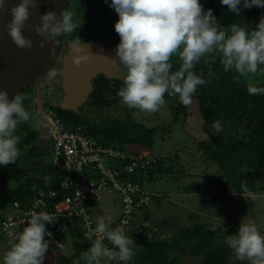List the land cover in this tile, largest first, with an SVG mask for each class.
<instances>
[{
	"label": "clouds",
	"instance_id": "obj_1",
	"mask_svg": "<svg viewBox=\"0 0 264 264\" xmlns=\"http://www.w3.org/2000/svg\"><path fill=\"white\" fill-rule=\"evenodd\" d=\"M242 2L246 9L264 8V0H220L236 15ZM6 4L7 0H0V13L10 12L12 16L7 24L9 36L18 48L31 49L33 41L23 35L22 29L30 9H36V0H20L11 8ZM110 7L119 17L114 28L120 42L114 51L126 71L117 95L130 109L156 113L165 104V94L178 96L185 107L190 106L197 88L207 82L194 71L202 59L205 64L215 63L218 56L225 72L234 70L238 74L233 78L237 84L241 83L240 78L247 82L250 76L264 75V16L255 29L235 23L225 29L217 23L212 9L204 10L200 0H111ZM74 16V10H63L59 16L48 11L40 14L39 24L30 27L38 36L56 43L57 36L71 34L81 26L82 20L76 23ZM83 45L79 38L72 41L73 51L77 53L72 62L76 67L88 60L87 54L80 55ZM174 56L181 62L175 71L171 63ZM47 75L54 78L57 72L50 70ZM247 92L264 95V87L247 82ZM24 99L20 94L9 99L8 92L0 90V165L15 164L20 155L17 147L20 138L15 132L20 124L32 119L23 106ZM213 128L222 131L221 122H214ZM241 187L252 196L246 182ZM56 219L49 212L34 213L27 226L15 235L3 256V264H44L50 247V240L45 237H51L46 224ZM111 224V220L97 217L95 231L99 238L81 253L84 264H102L105 259L129 264L132 260L135 241L122 228H113ZM104 240L118 251L110 250ZM225 243L239 261L264 264V235L254 220L241 222L237 233L227 235Z\"/></svg>",
	"mask_w": 264,
	"mask_h": 264
},
{
	"label": "trees",
	"instance_id": "obj_2",
	"mask_svg": "<svg viewBox=\"0 0 264 264\" xmlns=\"http://www.w3.org/2000/svg\"><path fill=\"white\" fill-rule=\"evenodd\" d=\"M91 1L96 2L100 7L103 13L102 18H99L100 24L105 26H90V38L96 42L109 38L120 42V37L114 28L119 17L110 7L111 0ZM200 3L205 11L212 9L217 23L225 29L234 23L241 26L251 25L252 29H255L260 18L264 16V8L254 6L246 9L243 7V2L240 5L239 15L229 11L227 6L220 3V0H200ZM171 63L175 71L181 62L178 56H174ZM194 71L198 75L202 74L207 82L197 88L190 106L185 107L178 96L165 94L164 99H176V103L171 106L175 121L193 115L199 119V124L201 123L212 133L210 139L199 142L194 140L192 143H197L201 155L207 158L206 160L216 163L222 170L223 175L216 183L218 189L228 195L247 194L241 187L242 183L246 182L249 191L254 195L257 192L254 184L264 177V95H249L247 82L257 87H264V75L250 76L247 82L244 78H240L241 83L237 84L233 78L238 74L234 70L225 72L218 56L215 63L205 64L202 59L195 66ZM210 71L212 75H209ZM102 89L108 91L106 92L107 99L101 96ZM109 90H111L109 87L97 86L95 98L107 103L119 99L117 94ZM61 120L67 129L76 131L71 124V119L61 116ZM216 121L221 122L222 131L220 132L213 128ZM157 132L158 129H150L130 121L121 124L113 123V127L103 132L83 131L84 134L96 137L103 144L116 145L122 150L132 145L152 148ZM153 158L156 162L148 168V174L141 177L134 176L133 180L143 182L145 177L154 179L165 172L163 159ZM245 168L248 171L244 172ZM167 170L170 171L169 168ZM47 174L52 176V181L49 186L44 187L46 191L58 187L63 180V175L55 168L53 170L50 167ZM0 175L5 176L6 179L20 181L23 180L25 172L18 165L11 164L9 167L4 166ZM31 178L29 177L21 184L17 194V201H20L22 205L29 204L37 196L38 191L33 190L35 182ZM209 182L213 184V181ZM170 222L163 221L162 223L167 226ZM160 225L159 223L155 225V231L151 236L138 235L135 237V243L132 245L134 255L129 264H182L181 258L185 256L197 259L195 264L230 263L231 249L225 243V235L220 236L218 242L214 239L217 233L225 234V229L212 231L205 224L194 223L189 227H175L172 236L167 237L160 231ZM82 231L77 223L71 228L69 236L72 242V254L70 256L59 255L56 264H84V261L80 259L81 253L91 246L82 242ZM173 253L176 254L173 255Z\"/></svg>",
	"mask_w": 264,
	"mask_h": 264
},
{
	"label": "rangeland",
	"instance_id": "obj_3",
	"mask_svg": "<svg viewBox=\"0 0 264 264\" xmlns=\"http://www.w3.org/2000/svg\"><path fill=\"white\" fill-rule=\"evenodd\" d=\"M78 3V1L74 2L69 8H75ZM100 15L97 12L96 15L86 12L80 17V21L85 24L98 23ZM58 89L61 92V86ZM175 103V100H165V104L156 113H146L136 109L129 115L138 124L150 129H158V132L152 148L143 145H132L127 148L138 150L145 158L156 157L165 162L164 173L154 179L148 177L143 179L144 189L155 197L147 208L135 214L136 225L145 220L147 226L155 230V225L159 223L160 231L170 237L175 227H189L194 223H201L212 231L226 230L225 234L215 235V242H218L222 235H225L226 240L227 235L236 234L241 222L254 220L258 230L264 235V177L254 184L257 192L251 197L248 194L228 195L221 192L216 183L223 175L222 170L216 163L206 160L207 158L201 155L197 143H192L194 140L197 142L208 140L212 133L201 123L199 124V119L193 115L175 121L171 112V106ZM121 104L124 109L125 105L122 102ZM112 114L121 122L130 119L127 111H115ZM113 122L116 124L115 120ZM24 124L28 125V123ZM22 128L18 126L15 133L23 135L26 131ZM168 168L170 171L167 170ZM210 180L213 184L209 182ZM120 206V198L117 195H106L96 207V215L105 220L116 221L121 213ZM99 212L103 215L101 216ZM163 221L171 222L166 226ZM7 240L5 238L0 241V262L8 251ZM69 245L66 252L68 256L72 254V245ZM181 259L182 264H195L198 261L189 256ZM229 264H249V262L239 261L231 250Z\"/></svg>",
	"mask_w": 264,
	"mask_h": 264
},
{
	"label": "built area",
	"instance_id": "obj_4",
	"mask_svg": "<svg viewBox=\"0 0 264 264\" xmlns=\"http://www.w3.org/2000/svg\"><path fill=\"white\" fill-rule=\"evenodd\" d=\"M155 162V158H145L138 150L108 146L94 136L71 131L60 122L53 138L52 165L63 175L62 182L54 189L38 193L29 204L20 205L6 214L0 220V241L7 238L9 250L15 235L27 226L34 213L49 212L57 219L46 224L51 237H45L50 240V247L44 264H56L58 256L65 255L69 244L72 245L69 232L76 223L83 230V243L91 246L99 238L95 231L96 207L106 195L120 198L121 213L111 227L122 228L133 240L138 235L152 234L155 230L147 226L145 220L136 225L135 214L148 207L154 195L144 189L141 181L132 177L148 174V168ZM103 242L110 250L118 251L107 240ZM102 264L121 262L105 259Z\"/></svg>",
	"mask_w": 264,
	"mask_h": 264
},
{
	"label": "flooded vegetation",
	"instance_id": "obj_5",
	"mask_svg": "<svg viewBox=\"0 0 264 264\" xmlns=\"http://www.w3.org/2000/svg\"><path fill=\"white\" fill-rule=\"evenodd\" d=\"M77 1L79 3L75 8L72 7L70 9L69 5L64 9L75 11L74 22L80 23V17L86 12L89 14L95 13V15L96 12L100 13L101 15L98 16V19L102 18L103 13L96 2H92L91 0H76V2ZM100 22V19L98 23L85 24V22H82L81 26L73 33L62 35L60 51L54 64L50 68L51 71L57 72V76L49 78L46 74L39 85L33 84L17 93L25 97L23 106L25 110L32 114V119L27 122L28 125L24 123L19 125L21 128L23 127L22 129L26 132H24L23 135L15 133V135L20 138L17 145L20 155L13 165H18L20 169H23L25 172L24 177L26 176V178L24 179L23 177V180L15 181L14 179H6L5 176L0 175V220L6 214L12 212L16 207L22 205L20 201H17V194L20 191L21 184L24 183L25 180H28L29 177H32L31 179L35 182L33 190H37L38 193L46 192L44 187L51 184L52 176L47 174V170L50 167L54 170L52 165L53 138L58 132L59 123L62 122L61 116L71 119V124L75 127L76 131L103 132L109 127H113L114 120L116 124L123 123L115 118L112 114L113 112L127 111L129 116L130 112L136 110L130 109L126 105L124 109H122L120 98L112 103L102 102L101 99L97 100V98H95L97 86L109 87V89H111L109 90L110 92L117 94L119 89L123 87V79L121 78H109L104 74L98 76L94 80L95 89L93 93L78 105L76 110L68 109V105L63 100L62 88L61 92H59V89L57 90L58 87L62 86L59 72L63 67V56L67 53L68 44H71L73 40L79 38L84 44L89 42L103 44L105 47L113 50L119 44L118 41L112 38L98 42L90 38V26H103L104 24H100ZM244 27L250 30L252 29L251 25H245ZM117 60V65L123 69V66ZM102 91L103 93H101V96L107 99L106 92L108 91L104 89H102ZM46 96L48 97L47 100ZM129 117L131 123H137L135 120H132L131 116ZM10 165L11 164H9L8 167ZM3 169L4 166L0 165V173Z\"/></svg>",
	"mask_w": 264,
	"mask_h": 264
},
{
	"label": "water",
	"instance_id": "obj_6",
	"mask_svg": "<svg viewBox=\"0 0 264 264\" xmlns=\"http://www.w3.org/2000/svg\"><path fill=\"white\" fill-rule=\"evenodd\" d=\"M19 2L20 0H7L6 6L11 8ZM74 2L76 0H36V9H30L29 19L22 29L23 35L33 41V47L28 50L18 48L7 32L11 13H0V90L7 91L9 99L28 86L39 85L54 64L61 48L60 36L53 43L38 36L30 26L40 23V14L54 11L59 16L61 11ZM68 45L59 74L63 100L68 109L76 110L93 93L94 80L98 76L104 74L109 78L123 79L126 72L117 65V56L113 49L93 42L83 45L80 55L87 54L88 60L82 61L76 67L72 58L77 53L73 51L72 43Z\"/></svg>",
	"mask_w": 264,
	"mask_h": 264
},
{
	"label": "crops",
	"instance_id": "obj_7",
	"mask_svg": "<svg viewBox=\"0 0 264 264\" xmlns=\"http://www.w3.org/2000/svg\"><path fill=\"white\" fill-rule=\"evenodd\" d=\"M101 215H103V213H101Z\"/></svg>",
	"mask_w": 264,
	"mask_h": 264
}]
</instances>
